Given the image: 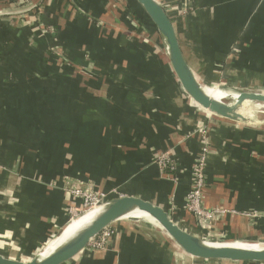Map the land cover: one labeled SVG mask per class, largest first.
<instances>
[{
	"label": "crops",
	"instance_id": "0c3cea01",
	"mask_svg": "<svg viewBox=\"0 0 264 264\" xmlns=\"http://www.w3.org/2000/svg\"><path fill=\"white\" fill-rule=\"evenodd\" d=\"M191 2L192 13L168 14L198 78L264 90V0ZM0 3L15 9L0 19V253L39 256L82 206L74 187L173 209L201 238L264 242V127L210 116L192 100L134 0ZM205 128L202 204L225 210L212 220L184 207ZM165 150L173 171L156 160ZM114 226L108 249L87 248L66 264H264L194 258L144 220Z\"/></svg>",
	"mask_w": 264,
	"mask_h": 264
},
{
	"label": "water",
	"instance_id": "95a60500",
	"mask_svg": "<svg viewBox=\"0 0 264 264\" xmlns=\"http://www.w3.org/2000/svg\"><path fill=\"white\" fill-rule=\"evenodd\" d=\"M134 2L154 23L161 38L164 47L163 51L168 59L169 65L179 80L183 90L192 100L199 104L210 116L228 119L238 124L264 127V114L262 110L259 111L258 117H255L254 114L253 116H247L245 114L246 111H250L247 107L252 103L264 106V90L232 92L239 95L235 100H222L209 95L206 90V84L198 78L186 60L177 36L174 22L161 0H134ZM217 86L224 89L220 85ZM98 207H100L99 212L90 221L84 223L76 230L75 233H73L72 236L49 257L41 261H38L36 258L21 260L7 257L0 253V264H66L83 250L87 249L107 227L113 226L119 221L130 219L127 217L136 212H145L149 214L157 221L159 225L158 229L161 230L180 251L194 258L264 263V242L241 240L215 241L201 238L177 224L169 210H166L161 205L148 199L133 195H117L113 197L110 195L109 199L98 205ZM86 211L82 212L80 215L84 214ZM71 220H73V218H71L70 221ZM69 222L61 230L59 233L60 235L67 228ZM236 243L255 244L260 247L236 245ZM181 255L182 254H180V256Z\"/></svg>",
	"mask_w": 264,
	"mask_h": 264
},
{
	"label": "built area",
	"instance_id": "2783aa9c",
	"mask_svg": "<svg viewBox=\"0 0 264 264\" xmlns=\"http://www.w3.org/2000/svg\"><path fill=\"white\" fill-rule=\"evenodd\" d=\"M165 6V5H164ZM166 8V7H165ZM205 139H207V143L203 146L205 148V151L208 152V144H209V138L205 134L204 136ZM170 159L171 158H166V157H161L157 159L159 165L161 168H167L168 165L170 164ZM206 159L207 155H203V158L198 160L197 164L194 166V179H193V186L189 190L187 196H186V203H185V209L196 215L197 217L205 220H212L214 216L218 213H224L225 210L223 209H208L203 206L202 204V196H203V190L205 187V168H206ZM70 192L76 196L80 197L82 199V206L81 207H71L69 210V213L72 214V218L77 217L80 215L82 212L91 209L93 207H96L109 199L110 194L107 193H100L96 194L92 191L89 190H83L81 188H71ZM252 216H256L258 214L253 213L251 214ZM114 226V225H113ZM109 226L103 232L100 233V235L93 241L95 242L96 240H103V241H110L113 235L112 227ZM93 242L90 244L93 245ZM89 246V247H90ZM88 247V248H89ZM100 250H105V248H99ZM95 251V250H94Z\"/></svg>",
	"mask_w": 264,
	"mask_h": 264
},
{
	"label": "rangeland",
	"instance_id": "374dc122",
	"mask_svg": "<svg viewBox=\"0 0 264 264\" xmlns=\"http://www.w3.org/2000/svg\"><path fill=\"white\" fill-rule=\"evenodd\" d=\"M161 1H163V3L165 5L166 10H167L168 13H176V15H178V16H185V15L193 12V3L191 2V0H161ZM2 5H4V4L0 3V19H2V18H10L11 16L14 15V13H12L11 15H5V14H7V12L8 13L9 12H12L11 10L14 11L15 9H9L8 8L9 9L8 10V9H5L7 7H3ZM125 8H126V10L130 14L133 15L132 18L134 19L135 22L132 24V26L135 27L136 30H139L143 26V24H144L143 22L144 21H143V19H141V17H138V15H137V8L135 7V5L133 7L132 4L129 1H128V3H126ZM15 14H19V13H15ZM3 60H5V57H3ZM8 62H10V60ZM224 89L229 90V91H232V92H237V91H234V90H230L228 88H224ZM247 108H248V110H250V111H246L245 112V114L247 116H253V114H254L255 117H258L260 110H262L263 111L262 113L264 114V106H259V105L256 106V103L250 104ZM206 132H209L207 130V128L203 129V131L201 132V134L203 136V140H204L203 146L205 145V143H207V139L204 138ZM203 146L201 148V152L199 154L198 160H200L201 158H203V155L204 154L207 155V159H206V162L207 163H206V168H205V173H206L207 164H208V154H209V151H210V145L208 144V152L205 151V148ZM171 154H172L171 153V150H165V151L159 153L157 155V157H156V160L159 159V158H161V157L171 158L170 159V161H171L170 164L168 165L167 168H165V169H167L169 171H173L174 168H175L174 167L175 166V160L172 159V155ZM198 160L196 161V164H197ZM193 173H194V168H193ZM193 179H194V176H193ZM205 186H206V174H205ZM96 193H98V192H96ZM100 193H104V192H100ZM173 212H174V210L172 209L171 210V213H173ZM230 212H232V211H230ZM69 214L71 216L70 218H72L73 217L72 214L71 213H69ZM139 219L140 220H144V219L139 218V217L131 218V219H128V220H139ZM145 221H147V222H149L151 224L150 221H148V220H145ZM152 226L155 227V225H153V224H152ZM111 229L113 231V235H112V238H113V236L117 234V227L116 226H113ZM57 235L58 234H56V236ZM56 236H53L52 239L54 237H56ZM112 238L108 242L106 240L103 241L101 239L96 240L95 242H93V245H91L88 249L95 250V251H100L99 248H105V250H106V249L109 248L110 243L112 241ZM39 252L40 251H38L36 253H39Z\"/></svg>",
	"mask_w": 264,
	"mask_h": 264
},
{
	"label": "bare ground",
	"instance_id": "6f19581e",
	"mask_svg": "<svg viewBox=\"0 0 264 264\" xmlns=\"http://www.w3.org/2000/svg\"><path fill=\"white\" fill-rule=\"evenodd\" d=\"M206 86H207L206 90H207L208 94L217 98V99H222V100L233 99V100H235L239 96L238 94L232 93V91L222 89V88L215 86V85H212V84H206ZM99 209H100V207H98V206L93 207V208L87 210L84 214L73 218V220H71L69 222V225L63 231V233L61 235L59 234L56 237H54L50 241V243L46 246V248L41 252V254L39 256L34 257V258H36L38 261H41V260L49 257L50 255H52L68 238H70L72 236L73 233H75L76 230H78L84 223L90 221L99 212ZM136 217L142 218V219H144V221L148 220L151 222V224L155 225L156 228H159L157 221L145 212H136V213L131 214L127 218L131 219V218H136ZM236 245H243V246H249V247H260L259 245H255V244L249 245V244H237L236 243Z\"/></svg>",
	"mask_w": 264,
	"mask_h": 264
},
{
	"label": "trees",
	"instance_id": "16d2710c",
	"mask_svg": "<svg viewBox=\"0 0 264 264\" xmlns=\"http://www.w3.org/2000/svg\"><path fill=\"white\" fill-rule=\"evenodd\" d=\"M143 11V10H142ZM144 12V11H143ZM139 17V16H138ZM142 19V18H141ZM154 24V23H153Z\"/></svg>",
	"mask_w": 264,
	"mask_h": 264
}]
</instances>
